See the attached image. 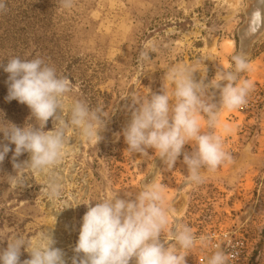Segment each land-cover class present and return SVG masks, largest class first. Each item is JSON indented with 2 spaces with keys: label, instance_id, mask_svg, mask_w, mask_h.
I'll return each instance as SVG.
<instances>
[{
  "label": "rangeland",
  "instance_id": "rangeland-1",
  "mask_svg": "<svg viewBox=\"0 0 264 264\" xmlns=\"http://www.w3.org/2000/svg\"><path fill=\"white\" fill-rule=\"evenodd\" d=\"M252 1L71 0L65 7L64 0H0V64L14 57L42 59L70 81L66 103L80 101L101 117L100 140L68 130L66 154L49 174L27 166L14 170L12 152L6 155L0 164V250L16 237L31 240L49 230L71 264L87 205L116 195L134 197L154 179L164 189V207L171 209L161 240L175 244L176 223L196 237L188 250L176 245L186 264H208L223 233L249 239L244 264H264V32L245 57L249 70L237 74V83H253L247 103L234 110L220 107L215 128L207 126L206 115L199 116L201 132L221 138L230 162L214 171L202 167V182L189 183L182 155L169 167L153 149L147 156L128 151L122 135L136 100L172 91L166 79L170 67L188 66L205 83L235 71L238 32ZM142 51L150 58L142 59ZM7 76L0 68V128L11 127L10 122L38 126L26 105L5 100ZM219 98V90L209 87V102L219 104ZM52 127L50 119L44 130ZM194 148L192 141L184 151ZM28 159L23 153L17 162ZM53 181L61 186L55 200L49 196ZM28 258L22 249L21 262Z\"/></svg>",
  "mask_w": 264,
  "mask_h": 264
},
{
  "label": "clouds",
  "instance_id": "clouds-1",
  "mask_svg": "<svg viewBox=\"0 0 264 264\" xmlns=\"http://www.w3.org/2000/svg\"><path fill=\"white\" fill-rule=\"evenodd\" d=\"M64 6L70 7L71 0H64ZM140 56L144 60L150 58L148 51H142ZM232 59L235 71L221 72L215 83L197 81L188 66L170 67L166 79L173 85L171 92H153L134 102L136 107L122 130L127 150L147 156V150L153 149L169 167L175 166L182 155L189 173L187 182L194 184L202 182V167L214 171L225 161L230 162L231 155L224 151L221 138L201 132L199 116L206 115L207 126L215 128L220 107L234 110L247 103L253 83L249 80L237 83V74L249 70V63L243 55ZM0 68L8 74L5 100L26 105L31 117L38 122V126L29 124L27 127L10 122L11 127L0 128L3 134L0 164L12 152L14 170L27 166L49 174L66 154L70 128L79 130L83 139L100 140L98 112L90 111L80 101L66 103V94L71 91L70 81L58 77L55 69L42 59L14 57L0 64ZM209 87L219 90V104L207 99ZM50 119L53 127L45 131ZM192 141H195L194 150L184 151V146ZM11 145H15L14 150ZM23 153H28L29 159L17 162ZM12 178L16 180L15 176ZM60 192L58 183L49 184L51 199L59 198ZM164 201V189L153 179L134 197L116 195L94 206L89 203L80 223L71 264H186V256L178 252L176 245L188 250L194 246L196 237L187 225L176 223L171 231L175 244L169 247L161 240L171 211L164 207ZM204 240L200 238L201 243ZM55 244L49 230L31 240L16 237L0 250V264H67L66 253ZM22 249L29 258L21 262ZM226 259L225 254L218 251L208 264H226Z\"/></svg>",
  "mask_w": 264,
  "mask_h": 264
},
{
  "label": "built area",
  "instance_id": "built-area-1",
  "mask_svg": "<svg viewBox=\"0 0 264 264\" xmlns=\"http://www.w3.org/2000/svg\"><path fill=\"white\" fill-rule=\"evenodd\" d=\"M213 249L226 256V264H244L251 252V244L244 234L223 233L213 244Z\"/></svg>",
  "mask_w": 264,
  "mask_h": 264
},
{
  "label": "bare ground",
  "instance_id": "bare-ground-1",
  "mask_svg": "<svg viewBox=\"0 0 264 264\" xmlns=\"http://www.w3.org/2000/svg\"><path fill=\"white\" fill-rule=\"evenodd\" d=\"M249 15H250V22L248 26L246 22V24L239 30L242 53H247L249 51L250 44L252 43V39L256 35L255 32H257L260 26L264 24V0H256L254 5H252V7L250 8ZM249 26L255 28L254 29L248 28Z\"/></svg>",
  "mask_w": 264,
  "mask_h": 264
},
{
  "label": "water",
  "instance_id": "water-1",
  "mask_svg": "<svg viewBox=\"0 0 264 264\" xmlns=\"http://www.w3.org/2000/svg\"><path fill=\"white\" fill-rule=\"evenodd\" d=\"M256 2V0H253L252 1V5H254V3ZM251 5V6H252ZM251 8V7H250ZM246 14H247V16L249 17V19L247 18V26H248V24H249V22H250V15H249V12H246ZM246 23V22H245ZM246 26V27H247ZM263 32H264V24H262L261 26H260V28L258 29V31L257 32H255L256 33V35L254 36V38L252 39V43L250 44V48H249V51L247 52V53H242V51H241V41L239 42L240 43V45H239V48H240V53H239V55H243L244 57H246V56H248L249 55V53L252 51V48H253V46H254V43L260 38V36L263 34ZM238 36H239V39H240V33L238 32ZM148 181H150V180H148Z\"/></svg>",
  "mask_w": 264,
  "mask_h": 264
}]
</instances>
